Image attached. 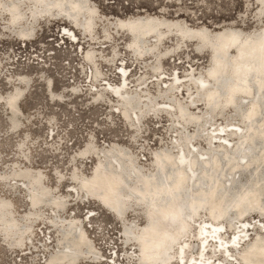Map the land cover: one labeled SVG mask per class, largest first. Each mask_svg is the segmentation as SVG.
<instances>
[{"label": "bare ground", "instance_id": "1", "mask_svg": "<svg viewBox=\"0 0 264 264\" xmlns=\"http://www.w3.org/2000/svg\"><path fill=\"white\" fill-rule=\"evenodd\" d=\"M52 1L58 12L69 8L70 12L67 16L71 20L47 13ZM8 2L11 8L8 12L1 13L8 17L9 22L13 18L12 23H16L13 26L19 29L18 35L14 37L21 42L32 41L38 26L42 23L63 21L64 24L59 29L63 39L74 44L79 39L76 32L78 30L83 38H88L90 44H96V29H92L94 16L87 14L92 12L91 14L94 15L95 10L89 4V0L25 1L23 4L28 5L30 10L25 18H23L21 6L13 0ZM261 2L264 4V0ZM2 5L3 2L0 3V7ZM35 12H40V17L36 23H33L35 18L32 21V17ZM61 13L64 14V12ZM257 21L258 19L255 23ZM114 25L119 35L128 37L125 43L127 52L132 54L135 60L140 61L146 57L154 62L151 73H154L157 78V74L161 73V65H156L159 55L154 53L142 56L141 53L144 52L141 48L143 46L148 50L154 47L159 50L158 48L169 38H164L161 45L156 46L160 43V36L163 33L171 30L177 33L179 31L172 37L177 42L176 48L194 43V52L197 55L208 52V67L205 72L208 77H205L209 79L197 78L195 75L194 78L198 80L195 81L196 85L191 83V78L185 82V85L195 88V92L189 94L191 104H197V107L202 108L203 113H190V108L175 98L174 90L169 96L166 95L168 91L170 92V87L167 86L159 96L167 101L161 107L164 109L163 113L174 115L175 119H169V121L179 125L175 130L177 135L172 142V147L176 151L172 152L165 147L155 151L152 156V170L147 172L141 169L135 157L126 149L112 145L107 150L111 153L108 156L114 160H111L114 162L112 168L106 165L104 161L106 156L102 159L103 156L100 155L89 177L85 178L78 170H72L69 179L74 191H70L71 195L79 196L78 186L82 187V190L84 189L87 193V195L82 193V196H88L90 201L92 199L98 202L100 207L111 213L118 223L123 222L120 228L122 245L135 247L138 256L133 264H224L227 260L226 264H264V74H262L264 71V26L261 25L250 32H243L234 27H217L212 31L205 26L190 27L179 19L168 20L155 16L122 19ZM102 26L103 43L111 49L110 56L118 59L119 53L107 29L109 25L103 23ZM170 28L173 29L170 30ZM76 44L78 46L81 44L80 39ZM198 45L206 49H197ZM177 53L169 54L167 57H173ZM92 54L91 50L82 48L83 60L92 68V72L88 73L86 78L89 79L91 87H97V82H101L104 78L101 79L102 72L96 64L94 54L92 59ZM110 62L108 60V63ZM118 69L116 72L119 77L118 86H112L108 82L104 84V90L117 99L118 106H115L117 113L127 127L133 129V134H136L141 125L138 113L145 106L140 104L146 102L142 101L143 97L149 100V108L146 111L152 112L147 114L157 117L159 113L154 111L156 108L154 109L149 95L140 96L129 91L127 68L121 66ZM41 77L43 76H39V79ZM24 78L26 77L16 78L15 83L12 84V92L4 97L0 96V104L7 107L9 131L13 134L18 131L21 122L19 113H16V111L19 112V103L31 87V81L27 85L21 83ZM44 81L46 90L52 94L51 81L48 78ZM147 82L148 80H144L138 86H144L142 90L147 91ZM174 82L172 79L171 84ZM18 85L21 87L25 85L26 93L22 96ZM181 85H174V89ZM219 86L224 88L223 93L219 91ZM74 93L76 91L72 92ZM199 93L201 97L198 96ZM5 97L11 98L10 103L4 101ZM239 97L244 102H236ZM93 98L99 102L104 97L97 89ZM168 101L171 107H174L175 103L176 111H170ZM227 109L232 112V119L242 126L232 130L216 128L215 131L219 132L217 134L216 132L206 133L207 126L211 127L213 120L217 116H223ZM51 118L49 123L52 125L56 118ZM188 126H192L194 130L188 132ZM232 135L237 136L233 145L227 141V137ZM219 136L224 139V142L220 140L222 143L213 145V139ZM198 138L207 141L204 148H200L195 143ZM26 141L27 136L19 142L18 149L19 153L28 159L24 151ZM93 152L94 145L90 139L77 153L81 159H85ZM250 152H252L251 158L244 166L243 162L247 161L246 157ZM93 158L96 159L94 155ZM242 168L246 169L243 175L245 174L248 180L243 184L240 180L236 181L231 188L226 189L230 179L238 176ZM0 180L23 182L29 205L28 216L42 217L41 209L45 206H48L55 214L65 209V202L47 186L42 172H33L28 167L14 166L8 174L0 175ZM57 180H62L60 174L57 175ZM124 185H130L134 192L125 190ZM129 199L132 201L124 209L125 214L132 211L128 210L132 205H138L139 210L142 208L143 211L146 208V215L142 217L144 225L140 227L136 228L125 223L124 213L123 215L115 213L116 210L126 206L125 202ZM11 205L9 199L0 197V221L3 220L5 227L4 229L0 227V235L5 247H14L18 251L25 252L29 249L27 240L32 237L33 223L25 215L17 218ZM203 212L208 219L206 217V221L200 222L199 226L192 230V223H198ZM54 218L51 217L52 224H49L48 228L54 229L57 244L60 242L63 245L61 242L63 238L64 246L56 250V253H52L45 264L103 263V257L98 256L84 230H78L79 225L74 219L68 220V224L65 225L66 230H62V227L55 225ZM254 219L258 220L251 221ZM237 224L240 226H236ZM250 231L254 234L247 239ZM228 233L230 236L227 239L225 235ZM210 243L213 245L211 249H208ZM188 252L189 255H187ZM232 253L240 257L236 258ZM88 254L94 256H87ZM112 257L111 255L110 258ZM113 264H116L115 260Z\"/></svg>", "mask_w": 264, "mask_h": 264}, {"label": "rangeland", "instance_id": "2", "mask_svg": "<svg viewBox=\"0 0 264 264\" xmlns=\"http://www.w3.org/2000/svg\"><path fill=\"white\" fill-rule=\"evenodd\" d=\"M13 1L21 6L23 18L27 17L30 10L28 5L25 6L23 3L29 0ZM1 2L3 5L0 7V96L4 97L12 92V84L19 76L26 77L21 81L22 84L27 85L31 81V87L26 93L25 85L23 87L18 85L21 89V96L26 94L19 103V112L16 111L19 113L21 121L16 133L13 134L9 131L8 110L4 104H0V175L8 174L14 166L28 167L33 172H42L47 186L65 202V209L63 212L57 211L55 214L48 206H45L41 209L42 217L28 216L29 205L23 182L0 180V197L11 201L14 215L17 218L25 215L33 223L32 237L27 240L29 249L25 252L18 251L14 247H5L0 235V264H45L46 259L52 253L62 249L63 238L61 241L63 245L60 242L57 244V235L54 233V229L48 228V225L52 224L51 217L54 218L53 215H57L54 218V223L56 226L62 227V230H66L65 225L68 224V220L74 219L79 225L78 230H84L98 256L103 257L102 264H113L114 260L116 264L135 263L138 258L136 248L122 245L120 228L123 222L118 223L111 213L100 207L98 202L92 199L90 201L88 196H82V193L87 195L82 187L78 186L79 196L71 195L70 191H74V189L69 179L70 174L72 170H78L83 177H89L96 160L101 156H103L102 159L106 156L104 161L108 167L112 168L114 162L109 157L111 153L107 152L112 145L126 149L135 157L141 169L147 172L152 170V156L155 151L165 147L175 152L172 142L177 135L175 130L179 125L169 121V119H175L174 115L163 113L164 109L161 107L167 101H164L159 94L169 86L170 92L168 91L166 95L169 96L174 90L175 98L184 102L186 107L190 108V113H203L202 108L197 107V104H191L189 94H193L195 88L185 85V82L188 78H191L190 81L193 84L200 77L209 79L205 77L207 76L205 72L208 67L209 54L205 52L197 55L194 52V43L176 48L177 42L172 37L179 31L177 33L171 30L173 28H170V32L160 36V43L156 42V46H160L164 38L169 37L158 48L160 52L154 47L147 50L141 44V50L144 52L141 53L142 56L154 53L159 55L156 65H161V73L157 74V78L154 73H151L154 62L146 57L140 61L135 60L133 55L127 52L125 43L128 41V37L123 34L119 35L114 24L122 19L155 16L168 20L179 19L190 27L205 26L212 31L217 27H234L243 32H250L261 25L264 26V16L261 15L264 12V4L261 0H89V4L95 10L94 15L88 10L87 14L94 16L92 29H96V44H90L88 38H83L80 31L77 30L81 42L78 46L76 43L79 39L72 44L71 41L62 38V33L59 34V29L64 24L63 21L42 23L38 26L35 32L36 36L32 41L21 42L14 37L19 29L13 26L16 24L12 23L13 18L9 22L8 17L1 13L8 12V9L11 8L10 4H8V0H0ZM61 12L54 8L53 1L50 2L47 13L71 20L67 16L70 12L69 8H64ZM39 17L40 12H35L32 17V21L35 18L33 23H36ZM256 19L258 21L255 23ZM103 23L109 25L107 29L112 43L115 44L119 53L118 59L110 56L111 49L103 43L104 39L101 37ZM82 48L93 52L96 64L102 72L101 79H104L97 82V87H91L89 79L86 78L87 74L92 72V68L84 62ZM176 52L178 53L175 56L167 57ZM93 54L91 55L92 59ZM108 60L111 62L108 63ZM121 66L126 67L129 71L127 74L129 76L127 81L129 91L140 96L149 95L153 101L154 109L156 108L154 111L159 113L157 117L149 115L152 113L149 110V112L146 111L149 108V100H145L143 97L142 101L146 102L140 104L145 106L138 113V117L140 115L142 119L139 120L141 122L140 130L136 134H133V129L128 128L117 113L115 109V106H118L117 99L104 90V84L108 82L112 86H118L119 77L116 72ZM93 74L95 78L96 73ZM195 75L197 78H194ZM39 76L43 77L39 79ZM46 78L51 81L52 94L46 90L44 81ZM172 79L175 81L174 84H171ZM144 80H148L147 91L142 90L144 86H138ZM176 84L182 85L174 89ZM97 89L104 97L99 102L93 98ZM73 91L76 93L72 94ZM120 91L122 90L120 89ZM198 96L202 95L199 93ZM4 99L6 103L11 101V98L8 97ZM242 101L240 97L237 98L238 103H242ZM167 105L171 108L170 111H176L175 103L174 107L170 106L169 101ZM232 115V112L227 109L223 116H217L213 120L211 127L207 126L206 133L216 132L215 134H217L219 132L215 131L216 128L223 127L226 130H232V128L242 126L238 121L232 119ZM51 117L56 118L52 125L49 123ZM132 122L134 121L132 120ZM192 130H194L192 126L187 127L188 132ZM48 133H50V137H48ZM26 136L24 151L28 159L23 157L18 149L19 142ZM235 138H237L236 135L229 136L227 141L233 145L236 142ZM90 139L93 141L94 152L90 153L88 158L81 159L77 152L81 151ZM220 140L224 142L220 136L213 139V145L222 143ZM206 142L203 138H198L195 141L200 148H204ZM93 155L96 159L93 158ZM58 174L62 176L61 181L57 180ZM247 180L244 174L240 183L243 184ZM124 188L129 192H134L130 185H124ZM130 209L131 212L124 213V222L136 228L144 225L142 217L146 215V208L143 211L142 208L139 210L138 205H132L128 210ZM206 217L203 212L198 223H192V230H195L200 222L206 221L208 219ZM236 226H240V224ZM0 227L1 229L5 228L3 220L0 221ZM253 234L250 231L247 239L251 238ZM229 236V233L225 235L227 239ZM212 245L213 243H210L208 249H211ZM189 254L188 252L187 255ZM232 254L236 258L240 257L236 253ZM111 255L112 258H110ZM87 256L94 255L88 254ZM227 262L228 260L224 264Z\"/></svg>", "mask_w": 264, "mask_h": 264}, {"label": "water", "instance_id": "3", "mask_svg": "<svg viewBox=\"0 0 264 264\" xmlns=\"http://www.w3.org/2000/svg\"><path fill=\"white\" fill-rule=\"evenodd\" d=\"M261 15H263L264 16V12H262V14ZM200 47V49H204V47L203 46H199ZM202 47V48H201ZM262 74H264V71L262 72ZM252 82V81H251ZM263 90V89H262ZM219 91L221 92V93H223L224 92V88L222 87V86H219ZM235 98H236V96H235ZM260 99V98H259ZM131 102V101H130ZM237 102V101H236ZM257 102H259V101H257ZM214 107H215V105L214 104H212ZM232 105H234V104H232ZM211 106V105H210ZM212 107V106H211ZM213 107V109H216V108H214ZM232 107V106H231ZM237 108V107H236ZM209 110H212V109H210L209 108ZM142 119V116H140V118H139V120H141ZM136 121V120H135ZM251 153L252 152H250L249 154H247V157H246V159H247V161L245 162H243L244 164V166H246V164L249 162V158H251ZM246 169L245 168H242L239 172H238V176H236V177H234V178H232V179H230V181H229V183H227V185H226V189L228 188H231L233 185H234V182H236V181H239L241 178H242V176H243V173H244V171H245ZM130 201H132V200H126V206H124L123 208H120V209H118V210H116L115 211V213L116 214H119V215H123V213H124V209H126V207H128V205H130ZM165 223V222H164Z\"/></svg>", "mask_w": 264, "mask_h": 264}]
</instances>
